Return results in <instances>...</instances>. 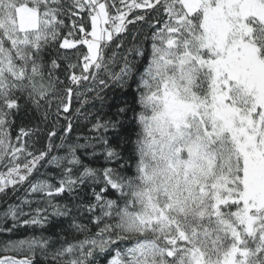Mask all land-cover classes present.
<instances>
[{
    "label": "snow or ice",
    "instance_id": "1",
    "mask_svg": "<svg viewBox=\"0 0 264 264\" xmlns=\"http://www.w3.org/2000/svg\"><path fill=\"white\" fill-rule=\"evenodd\" d=\"M110 82L131 103L66 142ZM20 189L0 235L41 234L0 264H264V0H0V198Z\"/></svg>",
    "mask_w": 264,
    "mask_h": 264
},
{
    "label": "trees",
    "instance_id": "2",
    "mask_svg": "<svg viewBox=\"0 0 264 264\" xmlns=\"http://www.w3.org/2000/svg\"><path fill=\"white\" fill-rule=\"evenodd\" d=\"M131 27V26H130ZM141 31L140 27L137 26L136 28L132 29V32H138ZM143 31L147 32V29H143ZM132 39L131 37H127L125 41V46L127 48L132 47ZM118 51H123V49H120ZM128 59H136L137 61L140 60L139 57H134L132 54H127ZM119 59V56L117 57ZM115 71H119V66L115 67ZM135 90V84L132 85L131 88L127 90H122L115 86L114 83L110 82V86L105 88L104 91L100 92V96L103 97V101H101L99 98L96 97L95 93H89L87 96V102L84 104V107L81 109V113H75L74 115L70 116L69 119L72 121V131L70 133L64 134L61 129V125L65 123L63 118L59 121V123L56 125L58 133L62 136L66 137V142H73L76 141L78 138H80V142H83V137H86L91 134L92 130V123L91 119L92 116L99 114L101 117L104 116H111L113 113L117 111L118 108L123 107L125 102L131 103L132 100V93ZM74 108L80 107L79 102H74L73 105ZM85 115H88V119L86 120L84 117ZM131 115V114H129ZM123 131L122 129H118L116 131H109L106 135L109 137L110 140L113 142L119 140V136L117 135V132ZM42 143L39 146H43V144L47 143V141L43 138V135L41 137ZM56 144H60V140L57 139ZM63 155V153H54ZM100 163L103 164V156L101 153V160ZM98 166V165H97ZM48 171L52 172L53 169L51 166H46V169H41V172ZM25 196V190L20 189L15 195H9L7 198H0V215H2L3 211L5 210V200L8 204H17L20 203L21 198ZM66 202V201H65ZM35 207V205H33ZM25 211H28L27 208H25ZM86 222V221H85ZM41 230L37 228L35 231L32 230V228L22 226L17 232L16 235L13 237H8L7 235H0V243H2L4 240L12 238H24L26 236H32V235H40ZM4 255H11V256H17L16 253L13 252H0V256ZM18 257H23L18 256Z\"/></svg>",
    "mask_w": 264,
    "mask_h": 264
},
{
    "label": "rangeland",
    "instance_id": "3",
    "mask_svg": "<svg viewBox=\"0 0 264 264\" xmlns=\"http://www.w3.org/2000/svg\"><path fill=\"white\" fill-rule=\"evenodd\" d=\"M4 256H11V255H4ZM16 258H23V257H18V256H16Z\"/></svg>",
    "mask_w": 264,
    "mask_h": 264
}]
</instances>
